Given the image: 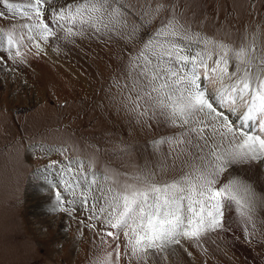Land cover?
Segmentation results:
<instances>
[{
  "label": "rangeland",
  "instance_id": "obj_1",
  "mask_svg": "<svg viewBox=\"0 0 264 264\" xmlns=\"http://www.w3.org/2000/svg\"><path fill=\"white\" fill-rule=\"evenodd\" d=\"M215 66L225 81L194 87L205 118L256 116L248 129L214 120L222 170L199 144L207 124L181 103L186 71L216 81ZM161 68L175 89L165 103L182 105L173 112L158 106ZM259 117L264 0H0V264H264V186L230 178L247 164L235 150L243 131L264 163ZM174 201L185 219L165 251L148 216Z\"/></svg>",
  "mask_w": 264,
  "mask_h": 264
},
{
  "label": "bare ground",
  "instance_id": "obj_2",
  "mask_svg": "<svg viewBox=\"0 0 264 264\" xmlns=\"http://www.w3.org/2000/svg\"><path fill=\"white\" fill-rule=\"evenodd\" d=\"M41 29H44V28H41ZM41 29H40V31H41ZM46 30L47 29H45V32H46ZM35 31V30H34ZM34 33H36V32H34ZM33 34V33H32ZM44 34V33H43ZM37 36V35H36ZM11 37V36H10ZM42 38V37H41ZM40 38V39H41ZM36 39H39V37L37 36V38ZM20 40H22V39H20ZM34 48V47H33ZM189 54L190 55H194V58L199 54V56L202 58V60H204V57H206L207 59V61H208V63H209V54H211L210 52H208V51H203V50H201V49H199V47H193V49H191V51L189 52ZM15 55V54H14ZM24 55V53L22 54V53H20L18 56H23ZM32 56H34V55H32ZM22 58V57H21ZM29 58H31L32 59V57H29ZM200 59V58H199ZM224 59V58H223ZM37 60V59H36ZM190 62H191V59H189V60H187V61H182V60H178L176 63H177V66H179V67H184L185 65H187L188 64V66L190 65ZM40 63L42 64V63H44L43 61H40ZM202 64V63H201ZM45 65V67H47V65L46 64H44ZM43 66V65H42ZM225 67V66H224ZM47 69H49V70H51L52 68L50 67V66H48L47 67ZM160 69V68H159ZM158 69V70H159ZM190 69H193L192 68V66H191V68ZM203 69V68H202ZM202 69H199V70H197V72L195 71V73H193V76H191L192 74V72H193V70L192 71H190V73H189V70L188 71H186V76H188L187 78H186V83L188 84V85H186L185 87H183V85L181 86V87H183L184 88V92H186V96L190 99V100H192V102L190 101V100H188L187 98L186 99H183L182 101H181V103H182V105L180 104V103H178V101L179 100H177V98H175L174 99V101L173 102H171V104H169V105H167V103H165V101L167 102L168 100H167V98H168V95L170 94V96L171 95H173L172 94V90H175V89H173V88H170L169 86H168V89L166 88V83L165 82H170V77H168V76H165L164 74L165 73H163V71H162V68H161V71H162V73H163V76H161L162 78H161V80L159 79V82L161 83V84H159V85H161V87H159V88H157V95L158 94H160V96L158 95V99H161V100H158V106H161V108H171V109H177L178 110V107H177V104L179 105V107L181 108V106L182 107H184V105L185 104H183V103H186L189 107H191L192 108V112L193 113H196V116H195V119L193 120L194 122H197V120L199 119V120H201L202 121V123L203 124H207V127L206 128H201V127H199V129L200 130H202V132L204 131V132H206L207 133V137H203V136H200V138L201 139H199V144H200V147H202V149H203V151L205 152V154L208 152V155H207V157L208 158H210L209 159V161L211 162L212 161V164L215 166V168H217V167H219V168H223L224 166H228V159H227V157L225 156V155H219L220 154V149H222V148H220L221 147V145H220V142H219V140L221 139V137L219 136V134H222V133H220V132H222V130H221V127L219 128V127H216V125H215V127L217 128H215V127H211L212 126V124H213V122H214V120H216L217 122H218V124H223L224 126L225 125H227V127H229L228 128V130H231L230 128V126L232 125V123H233V121H234V123L233 124H235V123H237V125L239 126V124L238 123H240V126H242L243 128H245V129H248V127H247V125L246 124H251V126H253L254 124H256V116H255V119H254V116H253V114L251 113V112H249V111H244L243 113H242V117L240 118V117H236V118H238V119H235V118H231V117H229L228 116V118H231V120H232V123L230 124V122H229V124L227 123V121H225L224 122V118L223 119H220V118H218V117H215L214 115H208V117H207V119L205 118V114H206V112H205V110H201L199 107H198V105H199V100L197 99V96L200 98V94H199V92L197 93V96L195 95L196 93H194V91H195V89H194V87L195 86H197L198 88H200L201 87V90L203 89L204 90V92L206 93V91H207V89L204 87L205 85H206V81H208L207 79H208V77H210V79H211V84H210V86L211 87H217V84H220V83H223L225 80H221L220 78H221V76L220 75H222V73H224V71L225 70H223V69H220V70H218L217 71V66H215V69H216V71H217V79H216V81L215 80H212V78H213V76H212V73H210L209 72V70L210 69H206V71L207 72H205L204 70H202ZM172 70V69H171ZM177 70V69H176ZM160 71V70H159ZM174 71V70H173ZM179 72V71H178ZM177 73V72H176ZM196 73H197V78H199V79H201L202 78V80H200V83H198V85H194V82H195V78L194 77H196ZM214 73V72H213ZM216 73V72H215ZM172 74V73H171ZM173 75H176V74H173ZM226 75V74H225ZM224 75V76H225ZM180 76V75H179ZM205 77V78H204ZM215 77V76H214ZM171 78H173V77H171ZM177 78H178V76H177ZM184 78V77H183ZM179 79V78H178ZM181 79H182V77H181ZM215 79V78H214ZM223 79H226V78H223ZM183 80V79H182ZM206 80V81H205ZM172 81V80H171ZM254 81V80H253ZM158 82V81H157ZM158 82V83H159ZM202 82V83H201ZM91 83V82H90ZM180 83V82H179ZM179 83H177V84H179ZM175 84V83H174ZM254 85V84H253ZM175 86V85H174ZM173 86V87H174ZM255 87V86H254ZM176 88V87H175ZM178 89H180V87H178ZM208 90H209V88H208ZM166 91H167V93H166ZM168 91H171V93L170 92H168ZM222 91V90H221ZM180 92V91H179ZM190 92H191V94H193V96H190ZM196 92V91H195ZM212 92V91H211ZM215 92H217V91H213V93H215ZM178 94V93H177ZM180 94V93H179ZM178 94V95H179ZM217 94V93H216ZM166 95H167V97H166ZM183 97V96H182ZM173 98V97H172ZM155 99V98H154ZM170 99V98H169ZM180 99H182V98H180ZM215 101V102H214ZM156 102V101H155ZM236 102V101H235ZM212 103H215V106H213V108L214 109H216L217 108V111L220 113V114H223V113H225V112H227L228 111V108H226V107H228V106H231V104L230 105H228V106H224L223 107V109L221 108V102H220V100H219V98H218V96L216 95V96H214L213 97V101H212ZM155 104V103H154ZM158 106L156 107L157 109H159L158 108ZM188 107V108H189ZM154 108V107H153ZM167 108H166V110H167ZM226 108V109H225ZM170 109V110H171ZM165 110V109H164ZM172 111V110H171ZM174 111V110H173ZM172 111V112H173ZM179 112V111H178ZM215 112V111H214ZM169 113H171V112H169ZM219 113H217L218 114V116H219ZM172 114V113H171ZM170 114V118L168 119L167 118V116L164 114V116L162 117V120H166L167 121V119L168 120H172V121H175V122H180L181 120H182V118H178V117H176V116H174L173 114L171 115ZM214 114V113H213ZM250 114L252 115V117L253 118H251V116H250ZM195 115V114H194ZM259 116V115H258ZM222 117V116H221ZM250 118L252 119V120H250ZM220 119V120H219ZM227 119V118H226ZM234 119V120H233ZM259 120L260 121H258V122H261L260 124L262 125L261 126V128H259L260 130H262L261 131V134L259 133V135H258V133H256L255 135H257V136H261L262 137V139H263V141H264V121H263V117L262 118H260L259 117ZM181 124H182V122H181ZM195 124V123H194ZM193 124V125H194ZM196 125V124H195ZM205 125H203V126H205ZM229 125V126H228ZM218 126V125H217ZM194 127V126H193ZM196 127H198V126H196ZM224 128H226V126L224 127ZM198 129V130H199ZM227 129V128H226ZM233 129V128H232ZM252 130H254V127L252 128ZM141 131V130H140ZM259 131V130H258ZM203 132V133H204ZM234 132V134L236 133L235 131H233ZM239 132H242L241 130H239ZM244 133H245V135H243V136H245V137H247V139L244 137V140L246 139V141H243L242 142V140H240V138H239V141L242 143L241 145H239L238 143L239 142H237V144L239 145V146H237L236 148H235V150H236V152H237V155L238 154H240V156L242 155V153L244 154H246V152H247V150H248V152H249V155L248 156H245L244 158L246 159V163L247 164H245V162L243 163V164H245V166H240V167H235V164L233 163V166H234V169L230 172V178L231 179H233V183L234 184H232L231 185V187L232 186H235V185H240L239 184V182H242L243 180L245 181H248L250 184L249 185H251L250 186V188L251 187H253L255 190H257V188L258 189H260V188H262L263 186H264V172H262V171H264V163L263 164H260L259 166H257V165H255V164H253V162L251 161V160H253L254 159V157L256 158V157H258L256 154H257V152H256V149L254 148V144H252L251 142H250V140H248V137L250 136L249 134H247V132H245V131H243ZM250 133H251V131H249ZM186 134H187V132H186ZM188 135V134H187ZM223 135V134H222ZM233 135V134H232ZM186 136V135H185ZM225 136V135H224ZM195 137H196V135H195ZM194 137V138H195ZM220 137V138H219ZM237 137H240V136H238L237 135ZM252 137V136H251ZM224 138V137H223ZM254 138H255V136H254ZM226 138H224V140H225ZM235 139V138H234ZM243 139V138H242ZM256 139V141H257V139L258 138H255ZM223 140V139H222ZM222 140H220V141H222ZM226 141V140H225ZM231 142V141H230ZM261 142V141H260ZM198 143V142H197ZM222 143V142H221ZM226 146L227 147H229V148H232V145L229 143H227V141H226ZM262 144H264V142H262ZM199 146V145H198ZM223 148L225 147V146H222ZM241 147H243L244 149H242ZM245 147H249L248 149H246ZM223 150V149H222ZM219 152V153H217V152ZM234 152V151H233ZM199 153H201V152H199ZM217 153V154H216ZM256 153V154H255ZM205 154H204V156H205ZM227 154V153H226ZM217 155H219V157H217ZM212 156L213 157H216V159H212ZM240 156H237V157H240ZM206 157V156H205ZM229 157V156H228ZM200 158H202V157H200ZM204 158V157H203ZM233 158V157H232ZM253 158V159H252ZM238 159V158H237ZM244 159V160H245ZM233 161H235L234 160V158L232 159ZM204 160H202V163L204 164V162H203ZM237 161V160H236ZM254 161V160H253ZM259 162H260V160H259ZM232 163V162H231ZM236 163V162H235ZM261 163V162H260ZM211 164V163H210ZM242 164V165H243ZM213 166V167H214ZM222 168H221V170H222ZM229 178V179H230ZM243 181V182H244ZM244 184V183H243ZM248 184V183H247ZM244 186V185H243ZM234 188V187H233ZM241 188V187H240ZM239 188V189H240ZM249 188V189H250ZM252 188V189H253ZM251 189V190H252ZM253 189V190H254ZM235 190V189H234ZM51 191V190H50ZM240 191V190H239ZM234 193V192H233ZM238 195V194H237ZM239 196V195H238ZM236 197V196H235ZM42 198H44V201H47V203L46 204H44L43 206L45 207V208H47L48 210H54L55 208H54V206H53V203H54V199L52 200L51 199V197H49V196H42ZM244 198V197H243ZM219 199V198H218ZM243 201H244V199H243ZM245 201H246V199H245ZM178 202V201H177ZM219 203L221 204V199H219V201L218 202H215V204L212 206V208H211V211L210 212H208V215H210V213L212 214V216H213V218L215 219V221L216 220H218V217H219V219H220V216H221V211H220V205H219ZM247 203V202H246ZM249 203V202H248ZM257 203V202H256ZM262 203V202H261ZM259 204V203H258ZM249 205V204H248ZM260 209V208H259ZM161 210V209H160ZM261 210V209H260ZM259 210V211H260ZM180 214V215H179ZM184 214L185 213H182V209H181V206H180V204L179 205H177L176 204V202L174 201L173 203H170L167 207H165V209L163 208L161 211H160V214H157V215H155V217H152V215L151 216H148V218L149 217H151L150 219H151V221H150V223H151V225H150V227H151V229H150V231H151V236H153V238L154 237H159V239H160V241H163L162 243H163V249H165V251L168 249V248H172V245L170 246V244H171V242L173 241V239L175 238V236H174V230H173V227L174 228H178V227H183L182 225H183V222L184 221H179L180 220V217H183V220L185 219L184 218ZM211 216V215H210ZM182 220V219H181ZM148 226V225H147ZM153 240V239H152ZM175 245H173V247H174ZM175 247H177V246H175ZM180 248V247H179ZM210 250V249H209ZM188 256V255H187ZM184 257V256H183Z\"/></svg>",
  "mask_w": 264,
  "mask_h": 264
}]
</instances>
